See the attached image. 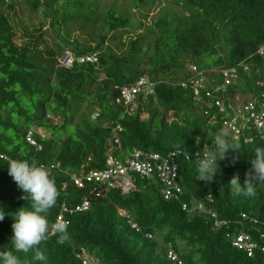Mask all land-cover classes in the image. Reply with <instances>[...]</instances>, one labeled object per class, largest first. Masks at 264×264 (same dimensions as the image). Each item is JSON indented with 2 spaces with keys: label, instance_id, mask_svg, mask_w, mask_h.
Listing matches in <instances>:
<instances>
[{
  "label": "trees",
  "instance_id": "obj_1",
  "mask_svg": "<svg viewBox=\"0 0 264 264\" xmlns=\"http://www.w3.org/2000/svg\"><path fill=\"white\" fill-rule=\"evenodd\" d=\"M132 1L135 6L146 4ZM174 1L184 7L182 14L163 11L144 24L142 19L133 21L126 10L110 7L97 12L99 0H25L32 15L29 26L18 15L17 0H0V154L35 159L48 168L60 193L47 214L50 225L63 202L70 208L84 198L90 203L85 211L65 213L69 222L65 244H58L57 236L49 233L40 246L46 260H34L32 252H14L22 264H80L75 253L81 247L101 264H176L167 257V243L182 264H264V250L248 255L231 243L233 235L245 233L264 246V182L257 184L254 197L233 196L229 187L234 175L244 186L254 148L264 147V139H234L241 144L240 151L229 150L218 161L213 180L196 179L195 154L201 155L205 146L214 149V134L224 130L223 121L230 113L227 108L219 111L206 89L195 93L189 83L192 65L206 70L216 85L221 78L214 70L243 63L247 70L237 67V79L226 93L257 96L264 90V49L259 52L264 46V0ZM40 8L42 21L36 24ZM141 16L145 19L147 13ZM44 22L47 28L42 27ZM97 22L101 25L96 35L87 31L84 40L69 31L73 24L94 27ZM141 27L144 31H138ZM119 30L132 34L122 41L116 35ZM117 37L119 45L107 43ZM65 51L74 56L95 54L97 61H74L65 67L60 63ZM141 75L153 83V92L139 93L133 110L123 113L124 105L115 103V98L122 86ZM96 107L105 118H91ZM116 121L121 126L120 149L110 145ZM31 127L45 133H34L40 149L25 139ZM136 148L160 153L181 149L190 154L177 160L181 187L177 198L164 199L156 177H138L136 189L127 194L109 189L97 195L100 185L77 187L70 181V173L103 168L108 150L123 157ZM233 155L238 156L234 162ZM24 195L8 174L7 160L0 158V209L5 213L0 251H14V221L8 214L30 208V201L21 199ZM183 202L189 210L182 209ZM118 209L126 210L139 229ZM148 232L152 239L145 236Z\"/></svg>",
  "mask_w": 264,
  "mask_h": 264
},
{
  "label": "built area",
  "instance_id": "obj_2",
  "mask_svg": "<svg viewBox=\"0 0 264 264\" xmlns=\"http://www.w3.org/2000/svg\"><path fill=\"white\" fill-rule=\"evenodd\" d=\"M264 46L259 48L262 53ZM77 63H95L97 56L95 54H85L74 56L69 51H65L60 58V63L65 67H70L73 62ZM242 67L247 70V65L239 63L237 66H230L214 70L213 72L221 78V82L212 85L207 78L206 70L198 69L196 66H191L192 75L189 77V83L195 93L200 89H206V95L214 98V104L219 111L229 110V118L224 119V130L229 133L233 139L239 140L243 138L244 141H251L254 138L264 139V90L257 95L243 94L235 91L233 96L226 93L228 86L233 84L238 75L237 67ZM209 85V87H208ZM208 87V88H207ZM153 92V83L148 80L145 75L139 76L131 85L122 86L119 90L118 96L115 98V103H122L124 105L123 113H130L134 107V101L139 93L148 94ZM218 93V95H214ZM121 126L119 122H115L112 127V135L110 145L112 148L120 149V142L118 138V131ZM34 133H39L45 136L38 128L31 127L27 130L26 141L40 149V144L34 138ZM186 159L190 158V154L181 149H173L166 153L157 151H143L141 149H133L127 155L120 157L115 156L110 150L107 151L104 167L101 169H92L86 173H70V181L77 187H83L85 183H96L100 185L96 190V194L100 195L102 191L109 189L119 190L121 194H127L136 189V179L156 177L161 183V194L164 199L177 198L181 193V187L177 183L178 176V158L180 156ZM197 160L201 159L203 152L195 154ZM0 158L8 160L4 154H0ZM51 164L50 167L57 166ZM65 184H63V187ZM89 200L84 198L80 203L74 205L73 208L68 207L64 202L61 204L59 213L57 214L54 224L57 220H65V213H73L78 211H85L89 208ZM183 210H189L186 203H181ZM196 208L201 209L202 204L197 203ZM119 213L129 219V223L136 230L139 227L134 223L129 213L124 209H118ZM244 216V215H242ZM255 222V220H254ZM215 221V224H219ZM225 223V222H223ZM51 224V225H52ZM145 236L152 239V233L148 232ZM263 237V233L260 234ZM232 245L242 250H245L248 255H252L253 250H264V246L258 242L251 240L250 235L245 233H238L232 237ZM167 257L182 264L177 254L173 251L170 243H167ZM75 256L80 260V264H101L97 257L89 252L85 247H81L80 251L75 253Z\"/></svg>",
  "mask_w": 264,
  "mask_h": 264
},
{
  "label": "clouds",
  "instance_id": "obj_3",
  "mask_svg": "<svg viewBox=\"0 0 264 264\" xmlns=\"http://www.w3.org/2000/svg\"><path fill=\"white\" fill-rule=\"evenodd\" d=\"M226 68V67H225ZM214 149L204 147L203 156L197 163L196 179L210 182L219 171L218 161L226 158L230 150L238 153L241 144L230 139L226 130H220L214 134ZM238 159L233 155L232 161ZM251 168L245 173L244 186L239 183V177L234 175L229 181V187L233 196L254 197L257 192V184L264 182V147L254 148V157L250 160ZM8 174L17 186L25 193L21 199L30 201L29 207H21L14 213H9L13 218L12 246L14 251H0L2 264H22L19 256L15 253L27 255L33 253L36 261L46 260V255L40 247L49 238V233L57 236L58 244H65L69 240V222L57 220L50 225L48 220L49 211L56 205L60 195L55 178L51 176L47 167L39 164L35 159L29 162L27 159L7 160ZM5 213L0 209V221Z\"/></svg>",
  "mask_w": 264,
  "mask_h": 264
},
{
  "label": "rangeland",
  "instance_id": "obj_4",
  "mask_svg": "<svg viewBox=\"0 0 264 264\" xmlns=\"http://www.w3.org/2000/svg\"><path fill=\"white\" fill-rule=\"evenodd\" d=\"M141 1V0H140ZM145 5L144 6H135L133 4L132 0H99L97 3V12H103L109 9L110 7H114L115 9L118 10H126L129 14H131V18L133 21H143L144 24H149L152 22L154 19H156L163 11H168V12H174L177 15H180L184 12V7L182 6L181 3L176 2L174 0H145ZM17 9H18V15L21 17L22 21L24 24L29 23V19L32 16L30 14V11L28 10V5L26 4L25 0H17ZM42 9L40 8V13H37V17H34V23L38 24L39 22L42 21ZM142 13H147V18L143 19L141 14ZM10 19L16 23V19L10 14ZM91 23H84V26H78L77 24H73L70 28L69 31L72 33V36H75L79 38L80 40L87 39L86 32H91L93 36L96 35V27L98 28L101 23L97 22L94 27L90 26ZM29 25V24H28ZM30 26V25H29ZM48 24L43 23L42 27L47 28ZM138 31H144V27L138 28ZM116 33L117 36H120L121 40L124 41L127 39L128 35H131L132 33L126 32L123 30H119ZM128 33V34H127ZM114 32H111L110 36L113 35ZM15 38L17 41L20 40V36L18 32L16 31ZM51 39H54V36H52L51 33ZM56 39V38H55ZM119 37L117 38H108L107 43L111 44L112 46H115L118 44ZM119 45V44H118ZM119 47V46H118ZM114 50H117L118 48L113 47ZM188 64H186V67ZM146 76V75H145ZM95 111H98V108H95ZM55 122L59 121V118H54ZM39 129V128H38ZM41 132V129H39Z\"/></svg>",
  "mask_w": 264,
  "mask_h": 264
},
{
  "label": "water",
  "instance_id": "obj_5",
  "mask_svg": "<svg viewBox=\"0 0 264 264\" xmlns=\"http://www.w3.org/2000/svg\"><path fill=\"white\" fill-rule=\"evenodd\" d=\"M106 114L98 112V111H93L91 113V118L94 120H99L101 118H105Z\"/></svg>",
  "mask_w": 264,
  "mask_h": 264
}]
</instances>
